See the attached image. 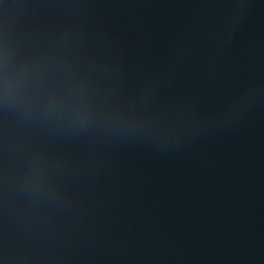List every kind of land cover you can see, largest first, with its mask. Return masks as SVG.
Returning a JSON list of instances; mask_svg holds the SVG:
<instances>
[{"label": "clouds", "instance_id": "1", "mask_svg": "<svg viewBox=\"0 0 264 264\" xmlns=\"http://www.w3.org/2000/svg\"><path fill=\"white\" fill-rule=\"evenodd\" d=\"M36 85L38 93L54 92L60 87L66 86L62 69L53 70V63L48 58H38L31 70L27 73ZM0 107H11L8 98L0 102Z\"/></svg>", "mask_w": 264, "mask_h": 264}]
</instances>
